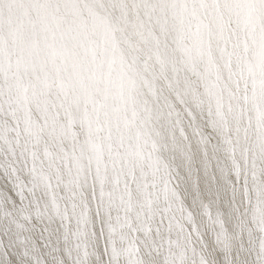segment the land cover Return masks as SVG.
I'll list each match as a JSON object with an SVG mask.
<instances>
[{
    "label": "snow or ice",
    "instance_id": "6c2138e0",
    "mask_svg": "<svg viewBox=\"0 0 264 264\" xmlns=\"http://www.w3.org/2000/svg\"><path fill=\"white\" fill-rule=\"evenodd\" d=\"M0 264H264V0H0Z\"/></svg>",
    "mask_w": 264,
    "mask_h": 264
}]
</instances>
